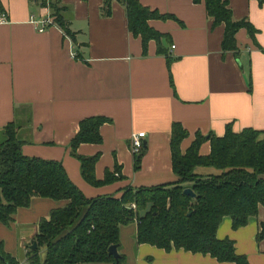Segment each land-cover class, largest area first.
Wrapping results in <instances>:
<instances>
[{"label":"crops","instance_id":"obj_1","mask_svg":"<svg viewBox=\"0 0 264 264\" xmlns=\"http://www.w3.org/2000/svg\"><path fill=\"white\" fill-rule=\"evenodd\" d=\"M70 33L55 23L39 30L34 20L48 17L50 8L30 0H0V132L9 121L21 123L19 136L26 155L59 160L72 181L88 197L121 196L126 186L168 184L179 177L172 168L171 131L174 121L188 129L184 151L204 135H223L228 123L264 130V4L260 0H228L236 20L248 18L256 28L236 32L237 49H223L224 24L213 25L205 2L193 0H139L165 18L149 24L164 36L142 37L129 29L126 6L111 1V13L102 12L104 0H60ZM162 48V50H160ZM104 115L102 142H82L77 152H100L98 178L116 163L124 178L92 185L83 176L81 162L71 153V139L82 118ZM146 131L139 168L131 135ZM211 143L199 152L209 154ZM198 174H215L216 167L200 165ZM264 177V174H263ZM21 206L10 223H0V241L16 264L30 261L38 224L53 207L65 204L35 195ZM242 227H232L225 216L217 236L234 239L236 251L249 264H264V238L257 237L264 221V205ZM120 253L125 264H237L210 254L183 248L168 251L137 242V222L120 227ZM122 247V248H121ZM44 256L46 247H40ZM2 264V263H0ZM100 264H112L103 261Z\"/></svg>","mask_w":264,"mask_h":264},{"label":"trees","instance_id":"obj_2","mask_svg":"<svg viewBox=\"0 0 264 264\" xmlns=\"http://www.w3.org/2000/svg\"><path fill=\"white\" fill-rule=\"evenodd\" d=\"M33 4L50 8L52 22L70 33L64 17L65 5L60 0H30ZM111 1L104 0L102 12L111 13ZM119 1V0H118ZM126 6L129 29L142 37L143 49L151 38L164 36L149 24L151 17L165 18L169 14L141 4L139 0H120ZM205 2L213 25L224 24L223 49H237L236 32L245 27L252 37L256 28L248 18L234 19L228 0H193ZM264 4V0H260ZM3 8L0 6V11ZM162 50V48H160ZM111 118L93 115L80 120V129L71 139V153L80 159L84 178L92 185L108 184L124 178L116 163L106 170L103 178L96 176L95 165L100 152L86 156L77 152L82 142H102L101 126ZM21 123L9 121L3 126L0 141V223H10L21 206H29L35 195L52 197L65 204L53 207L48 217H42L34 241L37 249H30L32 264H100L103 261L124 264L125 255L118 260L109 253L112 244L120 247V227L137 222V242H147L168 251L183 248L210 254L221 261L249 264L248 256L236 251L234 239L217 236L218 225L225 216L232 218V227L246 225L264 205V130L244 127L235 131L228 123L223 135L196 132V139L184 151L181 143L188 129L174 121L171 131L172 168L176 181L155 186H126L121 196L114 194L88 197L56 159L26 155L19 136ZM209 140V154L199 152L202 142ZM143 151L136 155L139 168ZM221 171L198 174L200 166ZM186 186L195 191L194 197L184 193ZM135 203V207L132 205ZM257 237L264 238V221ZM46 247L44 256L40 247ZM0 263L16 264L0 241Z\"/></svg>","mask_w":264,"mask_h":264},{"label":"built area","instance_id":"obj_3","mask_svg":"<svg viewBox=\"0 0 264 264\" xmlns=\"http://www.w3.org/2000/svg\"><path fill=\"white\" fill-rule=\"evenodd\" d=\"M0 19H5V13L2 12L0 15ZM37 24V27L39 30L45 29V26L48 24L53 23L52 19L50 16L45 17L44 19L41 20H34ZM146 135V131L144 130H138V132H134L131 135L132 139V151L134 154L138 155L144 148L145 145V140L143 137ZM134 207L136 206L135 203L132 204ZM23 264H32L30 261H25Z\"/></svg>","mask_w":264,"mask_h":264},{"label":"water","instance_id":"obj_4","mask_svg":"<svg viewBox=\"0 0 264 264\" xmlns=\"http://www.w3.org/2000/svg\"><path fill=\"white\" fill-rule=\"evenodd\" d=\"M184 193H186V194H188V195H190L192 197H194L196 195L195 191L190 186H186L185 187ZM30 248L37 249V241H33V243L31 244ZM109 253L111 255H113L116 260H118V258L120 257V251H119L118 245L117 244H112V246H110V248H109ZM0 257L2 258L1 252H0Z\"/></svg>","mask_w":264,"mask_h":264},{"label":"rangeland","instance_id":"obj_5","mask_svg":"<svg viewBox=\"0 0 264 264\" xmlns=\"http://www.w3.org/2000/svg\"><path fill=\"white\" fill-rule=\"evenodd\" d=\"M4 130H2V132H0V141L1 140H3V138H4ZM122 248V247H121ZM123 253V252H122ZM124 254V253H123ZM126 261V260H125ZM112 264H113V262H112ZM124 264H125V262H124Z\"/></svg>","mask_w":264,"mask_h":264}]
</instances>
